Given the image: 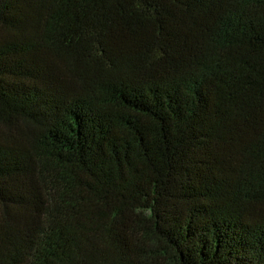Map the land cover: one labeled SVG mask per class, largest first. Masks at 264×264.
Returning a JSON list of instances; mask_svg holds the SVG:
<instances>
[{"label": "trees", "instance_id": "trees-1", "mask_svg": "<svg viewBox=\"0 0 264 264\" xmlns=\"http://www.w3.org/2000/svg\"><path fill=\"white\" fill-rule=\"evenodd\" d=\"M0 264H264V0H0Z\"/></svg>", "mask_w": 264, "mask_h": 264}]
</instances>
